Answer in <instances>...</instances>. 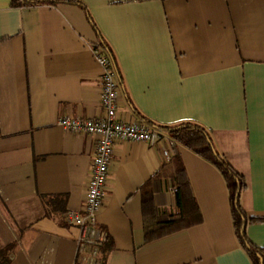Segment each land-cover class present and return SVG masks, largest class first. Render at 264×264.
Masks as SVG:
<instances>
[{"label":"crops","instance_id":"0c3cea01","mask_svg":"<svg viewBox=\"0 0 264 264\" xmlns=\"http://www.w3.org/2000/svg\"><path fill=\"white\" fill-rule=\"evenodd\" d=\"M0 0V249L11 264H77V227L95 139L65 131V116L99 119V34L121 84L118 116L151 127L192 123L246 182L241 205L251 244L264 249V0H78L26 7ZM142 120V119H141ZM182 161L200 212L179 218ZM151 198L154 212L145 214ZM65 201L62 210L50 200ZM103 264H253L239 243L219 169L167 141L114 145L105 205ZM173 228V226H171ZM159 237L148 241L147 233Z\"/></svg>","mask_w":264,"mask_h":264},{"label":"built area","instance_id":"2783aa9c","mask_svg":"<svg viewBox=\"0 0 264 264\" xmlns=\"http://www.w3.org/2000/svg\"><path fill=\"white\" fill-rule=\"evenodd\" d=\"M93 56L101 69L100 105L104 116L99 119L65 116L58 124L65 131L75 135H86L95 139V150L91 162L90 178L87 184L86 202L82 210L67 211L64 221L77 227V264H103L102 249L109 239L102 229L98 217L105 205L107 184L116 142L145 143L151 147L167 141L169 147L174 142L163 132L146 121L118 116V99L121 84L113 59L100 46L93 47ZM165 157L172 159L169 148L164 149Z\"/></svg>","mask_w":264,"mask_h":264},{"label":"trees","instance_id":"16d2710c","mask_svg":"<svg viewBox=\"0 0 264 264\" xmlns=\"http://www.w3.org/2000/svg\"><path fill=\"white\" fill-rule=\"evenodd\" d=\"M61 3L85 6L78 0H14V6H26L33 7L43 4L57 5ZM99 44L105 49V51L112 57L109 47L104 42L103 38L99 34ZM144 120L143 118H141ZM161 130L166 131L169 134L171 140L176 144L183 145L189 150L196 153L198 156L212 162L222 173L229 190L230 196V208L231 216L234 224L235 233L237 239L243 249L246 250L253 264H264V249H258L253 246L247 236V226L250 223L261 222L249 218L241 205V193L246 187L245 179L236 173L217 153L213 146L211 136L207 130L203 127L192 123H181L173 126L159 127ZM172 161L176 168V183L178 189L176 192L177 203L180 208L179 218L166 222L168 229L165 230V235L176 232L180 229L183 223H187L188 226L196 225L200 222V212L197 207L196 201L193 197L191 186L186 174L185 167L177 155H174ZM145 214H152L154 207L152 199L149 198L145 201ZM65 205L64 200L59 202L50 200L48 203L49 209L52 211L62 210ZM173 226V228H171ZM159 237L155 232L147 233V240L152 241ZM8 249H0V264H11V260L8 257Z\"/></svg>","mask_w":264,"mask_h":264}]
</instances>
